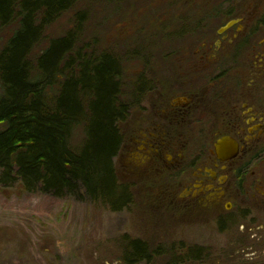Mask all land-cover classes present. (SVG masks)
Wrapping results in <instances>:
<instances>
[{
  "label": "flooded vegetation",
  "instance_id": "1",
  "mask_svg": "<svg viewBox=\"0 0 264 264\" xmlns=\"http://www.w3.org/2000/svg\"><path fill=\"white\" fill-rule=\"evenodd\" d=\"M185 3L165 80L132 86L117 175L157 187L169 219L200 234L169 242L180 264H264V0Z\"/></svg>",
  "mask_w": 264,
  "mask_h": 264
},
{
  "label": "trees",
  "instance_id": "2",
  "mask_svg": "<svg viewBox=\"0 0 264 264\" xmlns=\"http://www.w3.org/2000/svg\"><path fill=\"white\" fill-rule=\"evenodd\" d=\"M79 0H0V186L63 196L80 186L93 202L123 211L134 201L114 158L138 90L123 88L121 58L82 42L88 11L33 59L46 29ZM84 137L76 144V136ZM140 241L126 262L151 259Z\"/></svg>",
  "mask_w": 264,
  "mask_h": 264
},
{
  "label": "rangeland",
  "instance_id": "3",
  "mask_svg": "<svg viewBox=\"0 0 264 264\" xmlns=\"http://www.w3.org/2000/svg\"><path fill=\"white\" fill-rule=\"evenodd\" d=\"M185 1L79 0L46 29V38L32 57L50 39L73 29L76 15L87 10L81 40L83 44L93 41V47L121 58L126 92L140 75L153 82L165 80L168 64L163 57L169 51V33H181L182 21L193 13ZM199 17L206 18L198 15L196 21ZM13 29L1 33L0 51ZM82 137L79 131L76 144ZM130 187L134 201L123 211H112L93 202L80 186L63 196L30 193L19 183L0 186V264H130L127 247L134 241L149 245L146 255L151 259H136L131 264H180L179 252L169 250V242L198 241L200 234L169 219V204L154 195L157 187Z\"/></svg>",
  "mask_w": 264,
  "mask_h": 264
}]
</instances>
